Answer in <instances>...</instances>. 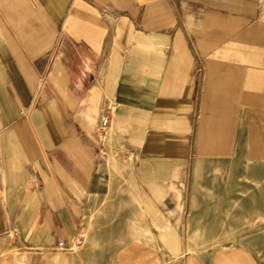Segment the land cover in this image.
Wrapping results in <instances>:
<instances>
[{"label":"crops","instance_id":"crops-1","mask_svg":"<svg viewBox=\"0 0 264 264\" xmlns=\"http://www.w3.org/2000/svg\"><path fill=\"white\" fill-rule=\"evenodd\" d=\"M259 8L0 0V234L58 247L84 233L109 240L108 264L176 262L203 59Z\"/></svg>","mask_w":264,"mask_h":264},{"label":"rangeland","instance_id":"rangeland-1","mask_svg":"<svg viewBox=\"0 0 264 264\" xmlns=\"http://www.w3.org/2000/svg\"><path fill=\"white\" fill-rule=\"evenodd\" d=\"M202 74L183 244L168 264H264V0L245 28L204 57ZM108 156L124 179L123 157ZM127 218L115 246L128 239ZM108 245L88 236L70 249L29 247L6 232L0 264H108Z\"/></svg>","mask_w":264,"mask_h":264},{"label":"built area","instance_id":"built-area-1","mask_svg":"<svg viewBox=\"0 0 264 264\" xmlns=\"http://www.w3.org/2000/svg\"><path fill=\"white\" fill-rule=\"evenodd\" d=\"M108 121H109V118H108V116L107 115H105V116H103L102 118H101V125H100V128L102 129V130H104V128H105V126L108 124ZM79 237L75 240V242H72L70 245H65V244H63V242H59L58 243V247L59 248H66V249H70V248H72V247H76V245H78V244H80V243H82L83 242V240H84V233H80L79 235H78Z\"/></svg>","mask_w":264,"mask_h":264}]
</instances>
